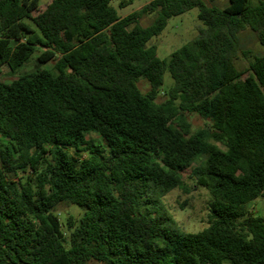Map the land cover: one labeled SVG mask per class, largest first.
<instances>
[{
	"label": "trees",
	"instance_id": "1",
	"mask_svg": "<svg viewBox=\"0 0 264 264\" xmlns=\"http://www.w3.org/2000/svg\"><path fill=\"white\" fill-rule=\"evenodd\" d=\"M112 1L0 0V264H264V218L250 210L264 198V56L244 80L236 64L245 29L264 46V2L153 0L121 18ZM195 8L205 28L160 59L150 42ZM186 113L210 127L193 132ZM188 169L212 195L198 233L162 203ZM62 203L84 211L67 236Z\"/></svg>",
	"mask_w": 264,
	"mask_h": 264
},
{
	"label": "rangeland",
	"instance_id": "2",
	"mask_svg": "<svg viewBox=\"0 0 264 264\" xmlns=\"http://www.w3.org/2000/svg\"><path fill=\"white\" fill-rule=\"evenodd\" d=\"M51 1L52 0H39L40 8L44 9ZM151 1L153 0H134L131 5L123 9L118 7V0H113L111 5L117 10L119 17L124 18L129 14L140 10ZM205 1L208 3L207 0ZM261 2H264V0H249L250 5L252 6H256ZM228 5L229 0H220L217 7L225 9ZM198 15L199 11L195 8L182 16L172 18L163 33L150 42L151 46L156 47L157 56L160 59L169 58L173 52L193 40L198 36L199 31L205 28L203 23L199 20ZM154 17V14L144 16L141 20V25H150ZM240 47L242 51L250 52L247 57L240 53L239 59L236 62L238 69L244 72L242 78L244 80L250 75L249 63L252 56H264V46L258 42L255 33L247 28L240 34ZM41 53L42 49H38L31 59L25 63L21 69V73L34 71L38 67V57ZM52 66L53 63H49L45 67L49 69ZM13 79L14 78L9 74V70L4 67L1 80L10 83ZM172 85L173 80L169 72H166L164 75V86L160 91L158 103H162L166 100V93ZM138 87L143 94H146L150 89L148 83L142 79L138 81ZM184 119L186 123L190 125L193 132L208 129L211 124L208 120H205L196 114L186 113ZM90 137L95 138L104 144V141L98 136L89 135L88 138ZM88 155L89 154L86 152L83 154V157H87ZM183 178L186 188L170 191L162 198V203L182 232L198 233L209 226V204L212 201V195L208 189L197 184L196 179L191 175V169L184 171ZM8 179L17 180L14 175H8ZM250 210L256 217L264 218V198H259L254 201L250 206ZM83 212V209L79 206L67 203H62L56 207L55 214L60 218L66 236L68 235L66 227L67 220L70 217H73L75 223H78ZM87 264L99 263L92 261Z\"/></svg>",
	"mask_w": 264,
	"mask_h": 264
},
{
	"label": "crops",
	"instance_id": "3",
	"mask_svg": "<svg viewBox=\"0 0 264 264\" xmlns=\"http://www.w3.org/2000/svg\"><path fill=\"white\" fill-rule=\"evenodd\" d=\"M205 1V0H204ZM208 1V5H210V6H216L217 7V5L220 3V0H207ZM219 8V7H218Z\"/></svg>",
	"mask_w": 264,
	"mask_h": 264
}]
</instances>
